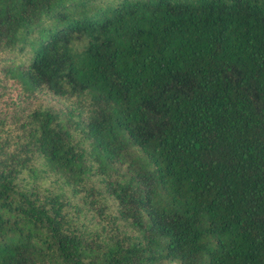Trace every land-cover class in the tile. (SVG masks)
Here are the masks:
<instances>
[{
	"label": "trees",
	"instance_id": "16d2710c",
	"mask_svg": "<svg viewBox=\"0 0 264 264\" xmlns=\"http://www.w3.org/2000/svg\"><path fill=\"white\" fill-rule=\"evenodd\" d=\"M0 83V264H264V0H0Z\"/></svg>",
	"mask_w": 264,
	"mask_h": 264
},
{
	"label": "rangeland",
	"instance_id": "374dc122",
	"mask_svg": "<svg viewBox=\"0 0 264 264\" xmlns=\"http://www.w3.org/2000/svg\"><path fill=\"white\" fill-rule=\"evenodd\" d=\"M0 86H1V83H0ZM0 91H1V87H0ZM42 102H44L45 104H55V100L54 99H52V98H47L46 100L44 99ZM58 103V105H61L59 102H57ZM3 106V102L1 101V99H0V109H1V107ZM12 111H13V113L15 112V108H12Z\"/></svg>",
	"mask_w": 264,
	"mask_h": 264
}]
</instances>
